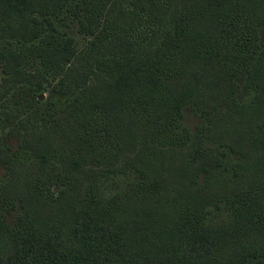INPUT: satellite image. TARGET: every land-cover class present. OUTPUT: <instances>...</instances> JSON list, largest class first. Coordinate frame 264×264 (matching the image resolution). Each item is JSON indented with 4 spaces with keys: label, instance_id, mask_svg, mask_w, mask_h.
Listing matches in <instances>:
<instances>
[{
    "label": "trees",
    "instance_id": "obj_1",
    "mask_svg": "<svg viewBox=\"0 0 264 264\" xmlns=\"http://www.w3.org/2000/svg\"><path fill=\"white\" fill-rule=\"evenodd\" d=\"M0 63V264H264V0H0Z\"/></svg>",
    "mask_w": 264,
    "mask_h": 264
},
{
    "label": "rangeland",
    "instance_id": "obj_2",
    "mask_svg": "<svg viewBox=\"0 0 264 264\" xmlns=\"http://www.w3.org/2000/svg\"><path fill=\"white\" fill-rule=\"evenodd\" d=\"M19 67L27 72L29 71L34 72V70H37L38 73L42 75V69L39 68V60L33 53H27L23 55V58L20 61ZM2 71H3V68H2V64L0 63V78L4 76ZM242 94L246 95V92L242 91ZM184 123L186 124L188 130L191 133H193L195 132L196 127L200 125V117L187 111L184 116ZM0 132H1L2 142L3 144L7 146V153L16 155V149H17V146L19 145V136L21 135V131L13 126L3 125L1 126ZM18 156L20 155L17 154V157ZM25 156L27 157L28 155H25ZM4 172L5 171L0 163V182L2 178L4 179V175H5Z\"/></svg>",
    "mask_w": 264,
    "mask_h": 264
}]
</instances>
